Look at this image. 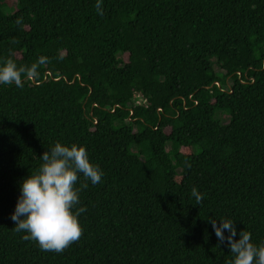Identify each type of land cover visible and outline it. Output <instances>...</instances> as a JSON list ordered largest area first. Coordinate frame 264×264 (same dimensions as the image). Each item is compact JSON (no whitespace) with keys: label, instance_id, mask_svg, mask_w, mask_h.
<instances>
[{"label":"trees","instance_id":"trees-1","mask_svg":"<svg viewBox=\"0 0 264 264\" xmlns=\"http://www.w3.org/2000/svg\"><path fill=\"white\" fill-rule=\"evenodd\" d=\"M14 1L0 63L46 62L0 84V264H228L212 219L264 243V0ZM57 142L104 174L60 253L10 218Z\"/></svg>","mask_w":264,"mask_h":264},{"label":"clouds","instance_id":"clouds-1","mask_svg":"<svg viewBox=\"0 0 264 264\" xmlns=\"http://www.w3.org/2000/svg\"><path fill=\"white\" fill-rule=\"evenodd\" d=\"M95 9L103 15L102 0H97ZM16 23H22V18ZM45 62L46 58L40 57L30 67H18L13 59H6L0 63V84L23 87L22 77L36 78L39 65ZM40 157L39 168L21 181L20 196L10 218L16 232L26 233L23 239L35 241L44 251L60 253L82 235L78 217L86 209L76 207L81 188L86 189L88 181L93 185L100 183L104 174L98 165L90 162L86 148L75 143L65 146L57 142ZM81 175L84 182L77 188ZM191 194L196 205L202 202L203 196L195 187ZM210 222L218 241L226 243L232 253L228 264H264V243L259 246L252 243L250 232L241 230L235 239L237 230L233 220H220L219 225L215 219ZM225 230L229 233L227 237Z\"/></svg>","mask_w":264,"mask_h":264},{"label":"rangeland","instance_id":"rangeland-1","mask_svg":"<svg viewBox=\"0 0 264 264\" xmlns=\"http://www.w3.org/2000/svg\"><path fill=\"white\" fill-rule=\"evenodd\" d=\"M8 3H9L10 5H14V4H15V1H14V0H8ZM125 57H126V55H124V58H125ZM136 102H137V103L140 102L139 97L136 99ZM221 117H222L223 122L227 121V119H228V116H227V115H222Z\"/></svg>","mask_w":264,"mask_h":264}]
</instances>
